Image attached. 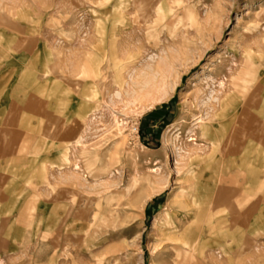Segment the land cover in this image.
<instances>
[{"label":"rangeland","instance_id":"1","mask_svg":"<svg viewBox=\"0 0 264 264\" xmlns=\"http://www.w3.org/2000/svg\"><path fill=\"white\" fill-rule=\"evenodd\" d=\"M0 68V264H264V0H0Z\"/></svg>","mask_w":264,"mask_h":264},{"label":"crops","instance_id":"2","mask_svg":"<svg viewBox=\"0 0 264 264\" xmlns=\"http://www.w3.org/2000/svg\"><path fill=\"white\" fill-rule=\"evenodd\" d=\"M4 72V69L0 68V129H2V127L7 129L9 126H11V128L16 127V118L21 110H37V108L30 103H26V107L25 105L24 107H19L22 99L21 96L25 94L28 84L22 77L16 78L15 75H12L15 74V72L6 75H4ZM5 134L6 133L0 130V167L4 160L12 156V148L10 145H14L17 141L13 138L14 135L11 141L5 140ZM1 179L3 178L0 175V183L3 182Z\"/></svg>","mask_w":264,"mask_h":264},{"label":"bare ground","instance_id":"3","mask_svg":"<svg viewBox=\"0 0 264 264\" xmlns=\"http://www.w3.org/2000/svg\"><path fill=\"white\" fill-rule=\"evenodd\" d=\"M107 3V2H106ZM115 56V54H113V57ZM114 59V61H115V57L113 58ZM113 59H112V61H113ZM114 63V62H113ZM125 66V65H124ZM121 68V67H120ZM121 72V71H120ZM121 79V78H120ZM121 81H123V80H121ZM221 106H223V109L227 106V102L226 101H224L223 103H222V105ZM182 244L183 245H185V246H188L189 245V243L187 242V241H183L182 242ZM192 248V247H191Z\"/></svg>","mask_w":264,"mask_h":264}]
</instances>
